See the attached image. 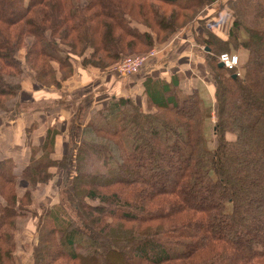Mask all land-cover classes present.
<instances>
[{
    "label": "trees",
    "instance_id": "1",
    "mask_svg": "<svg viewBox=\"0 0 264 264\" xmlns=\"http://www.w3.org/2000/svg\"><path fill=\"white\" fill-rule=\"evenodd\" d=\"M216 1L1 0L0 116L15 120L23 111L18 55L28 38L34 43L26 48V63L35 80L60 88L77 57L84 69L105 71L139 46L152 51L187 25L194 27L200 12ZM227 3L234 17L229 40L206 28L205 36L196 38L209 49L205 56L216 80L214 148H208L202 132L212 110L204 109L201 90H181L179 77L144 83L147 111L130 98L115 99L93 113L83 129L73 125L70 152L60 159L52 157L49 131L41 158L33 150L19 174L14 162L0 161V264H15L17 221L31 212L39 231L34 264H107L119 255L127 264H206L205 253L215 254L219 246L227 252L212 264L227 257H233L230 264H264V209L254 195L264 188V116L254 115L249 124L228 121L235 100L236 109H256L241 95L253 90L264 95V63L256 58L255 45L257 37L264 38V0ZM184 19L190 22L180 27ZM230 46L247 53L236 77L219 67L222 48ZM253 165L263 166L262 173H253ZM53 169L64 175L63 199L39 215L30 208L33 193L52 181ZM171 176L175 183L163 186ZM21 183L28 187L19 195ZM65 208L77 215L79 225L63 222ZM129 223L145 227L125 243L123 237L133 232L124 227ZM245 245L251 255L243 259Z\"/></svg>",
    "mask_w": 264,
    "mask_h": 264
},
{
    "label": "crops",
    "instance_id": "2",
    "mask_svg": "<svg viewBox=\"0 0 264 264\" xmlns=\"http://www.w3.org/2000/svg\"><path fill=\"white\" fill-rule=\"evenodd\" d=\"M229 1L231 0H218L216 4L203 10L199 16L200 22L194 27L179 32L166 44L156 46V54L148 57L136 75L120 77L112 72L103 74L73 64L75 73L61 89H44L37 85L32 76H26L24 81L29 86L21 94L22 113L15 120L0 116V161L14 162V173L19 174L31 162L33 150L37 152L36 159L41 158L42 152L39 149L47 141L49 131L52 132L54 141L52 157L60 159L67 156L71 147V127L79 117L82 120L78 127L83 129L93 113L107 108L115 99L125 98L132 99L137 106L147 111L144 83L148 79L170 82L174 77H179L180 89L186 94L199 89L203 97L211 105H215V75L205 56L209 49L199 45L196 38L205 36L206 28L220 40H229L234 22L226 7ZM229 49L230 53L234 51L233 46ZM86 99L90 101V110L83 113L82 103ZM57 171L51 170L54 174L52 181L39 186L33 193L35 208L53 209L61 204L60 192L64 175L56 174ZM21 184V190L24 191L26 183ZM29 220H21L19 230L22 222ZM29 225L30 229H34L36 223L30 222ZM27 264H32V260Z\"/></svg>",
    "mask_w": 264,
    "mask_h": 264
},
{
    "label": "rangeland",
    "instance_id": "3",
    "mask_svg": "<svg viewBox=\"0 0 264 264\" xmlns=\"http://www.w3.org/2000/svg\"><path fill=\"white\" fill-rule=\"evenodd\" d=\"M184 2H185V0H184ZM216 2H218V0ZM216 2H215V4H216ZM181 3H183V2H181ZM227 6H228V3L226 5V7ZM209 7H211V6H209ZM165 8H167V11H168L169 14L173 11L172 8H168V7H165ZM204 9H207V8H204ZM203 10L200 13H202ZM228 12H230V11H228ZM233 20H234V17H233ZM189 22H190L189 20L187 21V20L184 19V20L180 21L179 25H180V27H183L184 25L188 24ZM189 28H190V26L187 25L186 27L180 29L179 32H182V31L185 32L184 30L189 29ZM155 38H156V36H155ZM169 41H167V42H169ZM33 43H34V39L28 38L26 40V46L22 49V51L18 55V59L22 63L23 74H24V75H22L24 77H22V79H21V90H20V93H19L20 100H21V97H22L21 94H23V92L25 90H27V88L29 86L27 82L25 83L24 78H26V76H28V78H30L32 76V78H34V80H35V73L31 70L30 66H28L27 63H26V55H27L26 48L28 46L32 45ZM166 43H157V44H155V46L153 47L152 51H150L151 49H146L144 47L139 46L137 51H135L134 53L126 55L123 58L122 61H120L118 63H114L113 66H110V68L105 70V71H101L98 68L97 69L96 68L95 69H91L90 68L89 70H93L95 72L97 71V72L103 73V74H108V73L112 72L114 74H117L120 77H124L121 72H122L125 60L131 59V58H138V56L147 58V57L151 56L152 53L156 52V50H155L156 46L163 45V44H166ZM255 45H257L256 46V58L259 59L260 61H263V63H264V38L263 37H257V39L255 40ZM222 49L224 50L223 53L227 52L229 54L239 56V58L241 60V63H240V68L236 71V74L239 73L238 75H241V68L243 67L244 62L246 61L245 58H246L247 53L244 52V50L243 51H239L238 50L236 52L233 51V52L230 53L226 48H222ZM239 49H241V48H239ZM82 59H83L82 57L81 58H79V57L76 58L77 65L82 66L81 65ZM263 69L261 70L262 72H264ZM74 73H75V70L73 71V74L67 78V80H69V78H71L74 75ZM60 76H61V74H59V78H60ZM67 80L63 81V83H62L60 88H55V87H53V88L54 89L63 88V85H64V83L67 82ZM36 82H37V80H36ZM37 85H39L38 82H37ZM40 86L45 89V87H43L41 84H40ZM53 88H51V89H53ZM240 97L242 98V100H247L249 102H253V106L256 107V109L251 110V111H242L243 110L242 108L241 109H236L237 107L239 108L240 105L238 106L237 105L238 102H237V100H235V103H233V105L235 104L234 107L232 109L228 108V113H229V117H230L228 121L236 122L237 124L238 123L239 124L240 123L249 124V123H251V121L254 120V117H255L254 115L260 113L261 116H264V95L258 94L255 90H253V91H250L248 94L241 95ZM231 100H232V98H231ZM232 102H234V100H232ZM203 104H204V109L206 108V110H209V109H210V111L212 110L211 115H210L212 120L211 121L207 120L205 122V124H203L204 127L202 128L203 129L202 132H203V135H204V139L206 141V145L208 146L209 149H212V148H214V145H216V141H217V137H216L215 132H214V127H215V123H216V118H215L216 104L215 105H211V103L207 99H205L204 97H203ZM82 108H84L83 113H85L87 110H90L87 107V99L84 100V102L82 103ZM204 112H207V111H204ZM81 120H82V118L79 117L76 120V122L74 121L75 123L73 125L78 126V124L81 123ZM177 164H179V162H177ZM179 165H181V164H179ZM252 167H253L252 168L253 173H255V174L256 173H258V174L262 173L263 166H261V165L254 166L253 165ZM259 172H261V173H259ZM176 180H177V178L175 176H171L170 179H168L167 181H165L163 183V186L171 187L175 183ZM25 187H28V185L26 184ZM25 187H24V191H25ZM21 188H22V184L18 185L17 193H24V191H22ZM61 188H62V186H61ZM156 188H158V186H156L155 189ZM253 194L254 193H251L250 196H253ZM254 195H255L256 199H258V200L261 199V201L263 203V206L261 204L260 205L264 209V188H262V190L260 188L257 189ZM200 200L196 201L194 203L198 204V203L201 202ZM30 208L33 211H37L39 215L40 214L43 215L45 213V210L43 208H41V207L40 208H35L34 199L32 201V206ZM44 208H47V207H44ZM63 212L66 213L65 216L62 218L63 222L66 223V222H71L73 220V221L77 222L78 225L81 223V222H79V219L77 218V215L74 214V212L72 210H70L69 208L68 209L65 208V211H63ZM32 213L33 212H31L29 217L21 218V219H18V221H17V229H16L15 234H14V238H15V252H16L14 254L15 264H18V263L19 264H22V263L27 264L28 262H30V260H32V264H34L35 248H36V246L39 243V231L37 230L38 229V219L35 218ZM29 219H31V220H29ZM21 220H29V221H23L22 222L23 224L21 223L22 225H21V228L19 230V222ZM90 221L93 224L97 225V222H93L92 219H90ZM30 222L36 223L34 229H33V227H31L32 229H30V227H29L30 226L29 225ZM60 226H62V225H60ZM124 227H125L126 230L133 229V232L128 233V235L130 234L129 237L128 236L123 237V242L127 243V242H130V240H131L130 236L133 238L136 234L137 235L141 234L140 232H143V229H144L145 225L143 226V228H141V226H139L136 223H129V224H125ZM262 237H263V235L260 236V238H262ZM11 240H12V238H11ZM245 243H247V242H245ZM3 247H6V246H3ZM245 247H247V248L244 250V253L240 256L243 259H244V257L246 259V258H248L251 255V251L249 250L248 245H245ZM127 248H130V245H127ZM126 249H124V250H126ZM226 252H227V249L224 248V246H219L218 248H215V251H213V253H215V254L205 253L206 264H212V261H213V259H214V257L216 255H221V254L226 253ZM233 261H234L233 257H227V258H224V261H222V262H220L218 264H230V262H233ZM107 264H127V263L125 262V257H123L122 255H119L116 260H114V258H112L111 261H108ZM173 264H186V262L173 263Z\"/></svg>",
    "mask_w": 264,
    "mask_h": 264
},
{
    "label": "built area",
    "instance_id": "4",
    "mask_svg": "<svg viewBox=\"0 0 264 264\" xmlns=\"http://www.w3.org/2000/svg\"><path fill=\"white\" fill-rule=\"evenodd\" d=\"M156 54L152 53V56ZM148 59L145 57L138 56V58H131L124 61V66L122 69V75L123 76H130V75H136L138 72L142 69V67L145 65L146 60ZM220 63L224 65V67L232 72H235L239 69L241 60L239 59V56L229 54L227 52H224L219 57ZM239 74V73H238Z\"/></svg>",
    "mask_w": 264,
    "mask_h": 264
},
{
    "label": "water",
    "instance_id": "5",
    "mask_svg": "<svg viewBox=\"0 0 264 264\" xmlns=\"http://www.w3.org/2000/svg\"><path fill=\"white\" fill-rule=\"evenodd\" d=\"M207 51H208V50H207ZM219 67L223 69V68H224V65L220 63V64H219ZM235 77H236V75H235Z\"/></svg>",
    "mask_w": 264,
    "mask_h": 264
}]
</instances>
